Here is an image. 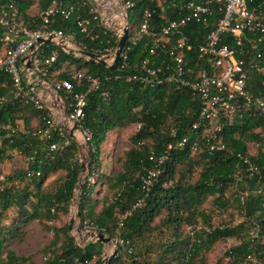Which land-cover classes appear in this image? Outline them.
Segmentation results:
<instances>
[{"label":"trees","instance_id":"1","mask_svg":"<svg viewBox=\"0 0 264 264\" xmlns=\"http://www.w3.org/2000/svg\"><path fill=\"white\" fill-rule=\"evenodd\" d=\"M259 1L247 0L249 5ZM65 2L74 5L83 17L93 8L85 0ZM122 2L133 4L131 9H127L129 33L132 34L139 28L145 10L152 11L155 27L152 30L159 31L164 23L163 10H179L182 0L176 1L175 8L167 5L156 7L150 0ZM17 3L24 22L37 25L36 16L47 6L48 0H19ZM175 17L176 14H169V19ZM53 27L64 33H74L87 51L117 46L118 41L112 32H107V37L101 35V26H93L91 29L93 35H98L95 40L81 33L73 18L64 20L58 17ZM191 28L187 33L194 45L201 43L202 37L212 30V26L200 24L192 25ZM107 39L110 45L106 44ZM52 50L58 51L56 65L69 62L90 74H114L100 64L81 61L53 46L47 47L48 53ZM129 55L132 62L148 56L143 43L132 46ZM262 81L264 75L252 76L250 86L253 93L264 94ZM74 86L76 91H83L82 85L74 83ZM105 88L108 90L107 98L101 96V89L86 97L84 107L83 122L92 133V146L95 148L89 154V177L98 170L101 147L108 133L140 124L138 131L130 137L132 148L118 159L122 171L113 178L99 176L107 180L109 187L115 191L114 200L102 201L99 210H96L99 202L92 198L90 183L85 182L78 204L82 224L86 222L99 233L109 238L118 237L123 242V248L117 246L116 256L110 264H124L125 257L131 264H197L196 259L202 251L206 253L216 242L227 238L240 240L239 245L230 247L224 253L227 264H252L249 261L251 257L257 258L259 264H264V175L261 179L254 178L241 183H235L232 179V173L241 166L236 154L241 153L255 163H264V118L245 116L242 120L227 124L224 127L226 151L210 156L204 148L202 137L196 141V134L188 136V129L197 121L200 111L198 99L189 91L166 86L149 88L124 80L112 81ZM10 91L9 76L0 73V96L7 99L0 106V121L10 122L13 127L22 123V129L27 133L18 131L11 138L0 140V162L9 157L6 154L8 151H14L27 158L28 163L27 168L13 171L0 190V220L9 210L17 213L12 226L0 232V264H25L29 259L16 257L10 251L5 252V244L10 239H16L21 228L29 223H51L68 214L80 165L76 160L77 147L74 142L70 141L61 153L50 152L31 136L32 132L42 127V117L48 112L38 111L31 104L14 101ZM59 96L67 103L66 93L59 92ZM183 137L188 138L186 146L169 152L157 184L143 202L134 207L142 197L140 178L146 170L152 168L150 155L161 156L169 143L175 144ZM201 163L203 170L199 179L190 182L195 166ZM57 170L64 172L62 180L53 192H44L43 183L47 175ZM228 186H235L243 197V200L237 202L243 222L236 227L229 224L219 227L208 225V230H196L193 236L184 235L183 225H193L197 217L204 220L205 224L210 223V217L200 211L208 197L212 196L213 203L221 208L228 205ZM126 213L128 215L121 219ZM51 230L53 239L46 248L48 255L43 264L100 263L102 243L90 242L80 247L67 226L53 227ZM251 230L255 232V237L250 236ZM157 234L160 237L156 243H152V237Z\"/></svg>","mask_w":264,"mask_h":264},{"label":"built area","instance_id":"2","mask_svg":"<svg viewBox=\"0 0 264 264\" xmlns=\"http://www.w3.org/2000/svg\"><path fill=\"white\" fill-rule=\"evenodd\" d=\"M17 1L0 0V73L10 78L11 99L31 104L38 111L47 110L48 113L42 117V127L31 136L50 152H63L71 141L58 119L63 116V111L67 129L72 130L76 126L77 131L72 133L80 135L89 152L95 151L92 133L83 122L86 97L103 89L100 94L107 98L106 85L118 80L149 88L166 86L189 91L198 99L200 111L197 121L188 129V136L196 134V141L202 137L210 156L226 151L224 127L227 124L245 116L264 118V94L253 93L250 86L252 76L264 75V0L252 5L247 0H182L179 10H163L164 23L159 31L152 30L155 28L153 13L145 10L139 28L128 34L118 67L111 72L113 75L90 74L69 62L56 65L58 51H47L48 46H53L67 56H70L69 51L75 50L103 57L113 55L116 49L113 46L87 51L74 33H64L53 27L58 17L64 20L73 18L80 32L88 35L90 40L98 38L91 32L93 26H101V35L107 37V32L111 31L98 10L93 7L83 17L74 5L65 0H48L47 6L36 16L35 25L24 22ZM150 1L156 7L167 5L175 8L177 0ZM123 6L127 13L133 4L126 2ZM170 13L176 17L169 19ZM195 24L212 26V30L202 37V42L196 45L187 33ZM49 38L57 45L37 44L39 40ZM139 43L145 45L148 56L132 62L130 51ZM106 44L110 45L108 39ZM27 57L29 68L26 66ZM107 63L111 65L112 61ZM74 83L82 85L83 91H76ZM261 84L264 85V81ZM59 92L66 93L67 103ZM6 102V97L0 96V106ZM139 128L140 124L135 125V131ZM18 131L27 133L13 127L10 122L0 121V140L9 139ZM187 141L188 138L183 137L175 144L169 143L161 156L150 155L152 168L140 178L142 197L134 207H138L157 184L169 152L184 148ZM236 157L241 166L232 176L235 183L262 178L264 163H255L241 153ZM126 215L128 213L121 219ZM83 228L98 232L86 222ZM114 239L116 246L123 248V242L118 237Z\"/></svg>","mask_w":264,"mask_h":264},{"label":"rangeland","instance_id":"3","mask_svg":"<svg viewBox=\"0 0 264 264\" xmlns=\"http://www.w3.org/2000/svg\"><path fill=\"white\" fill-rule=\"evenodd\" d=\"M108 11V27L113 33L115 38L119 39L122 35V31L127 23V13L123 8L122 0H114L110 3H106L103 7ZM96 9V8H95ZM111 10V11H110ZM116 50V49H115ZM75 66V65H74ZM59 122L68 128V122L61 116ZM169 124V123H168ZM135 125H130L122 130H115L107 135V139L101 147V152L99 156L98 170H95L93 174L89 177V167H90V155L87 146L80 147L77 150L76 160L80 165L78 182L76 188L73 192V197L70 202L69 212L65 216H60L58 220L51 223H38L34 221L21 228L20 234L17 235L16 239H10L4 246L5 252H13L16 257H23L29 259L25 264H43L47 258L48 253H46V248L49 246L51 240L53 239V233L51 228L67 226L71 222V230H68L70 235L75 239V243L84 247L90 242H94V238L91 236L93 230L84 229L83 224L80 221V214L78 210L79 200L82 195V187L85 182H89L93 191L92 198L99 202L96 210H99L100 203L102 201H112L115 198V191L112 190L107 180L100 179L99 176H104L107 178H113L117 173L122 171L121 164L118 159L123 156V153L132 148L130 143V137L135 134ZM23 124L18 125V129L21 130ZM77 140L82 143L80 136H76ZM70 139V138H69ZM71 140V139H70ZM72 141V140H71ZM7 158H3L0 162V190L6 183V179L15 170L27 168V158L20 155L18 152L8 151ZM83 166V170L81 169ZM201 165L195 166L192 174L190 175V182H196L201 174ZM239 171L237 169L232 173V176ZM64 172L62 170H57L50 172L47 175L46 180L43 183L44 192H53L62 180ZM16 184V182H14ZM241 194V193H240ZM237 192L235 186H228L226 190V196L229 200L228 205L225 208H221L217 204L213 203L212 196L207 198L204 202L200 211L204 212V215L210 217V223L205 224L204 220L201 218L196 219L193 225H183L182 231L184 235L193 236L194 231L200 229H209L208 225L211 227H219L224 225H230L236 227L243 222L242 213H240V208L238 206V201L241 196ZM34 202V199H32ZM17 217L15 210H9L3 214L0 220V232H5L6 228H10ZM158 220V219H157ZM155 221L157 223L158 221ZM165 232V230H163ZM250 236H256L254 231H250ZM160 237L159 234L152 237V243H156L157 239ZM264 241V238H263ZM240 244L238 238H227L216 242L211 250L201 252L196 259L197 264H227V258L224 256L226 250L230 247L237 246ZM116 239L111 238V241L107 244H103L102 255L100 257V263L105 264L106 261L116 256L117 253ZM114 251L116 253L114 254ZM114 254V256H113ZM5 257V253L2 256ZM124 264H131L130 260L125 257ZM110 261V262H111ZM252 264H259V260L255 257L249 259ZM93 263V262H92ZM177 264V263H173Z\"/></svg>","mask_w":264,"mask_h":264},{"label":"water","instance_id":"4","mask_svg":"<svg viewBox=\"0 0 264 264\" xmlns=\"http://www.w3.org/2000/svg\"><path fill=\"white\" fill-rule=\"evenodd\" d=\"M87 1L92 5V7L96 8V10H98V12L100 13V15H101V17L103 19V22L107 25L108 24V11L109 10H106L103 7L105 6V4L107 2L110 3V2H112L114 0H87ZM123 8H124V6H123ZM124 10H125V8H124ZM128 34H129V30H128V20H127V23H126V25H125V27H124V29L122 31V35L118 39L116 50L113 53V55H111L109 57L98 56V55H95V54H92V53H89V52L79 51V50L69 51L68 54L70 56L74 57V58H77V59L81 60V61H88V62H91V63L100 64V65L106 67L110 72H114L117 69V67H118V63L120 61V55H121V53H122V51H123V49L125 47V44H126V41H127V38H128ZM40 43L57 45L50 38L46 39V40H39L37 42V44H40ZM59 46L64 49L63 45L60 44ZM26 60H27L26 66H27V68H29L30 64H29L28 57H27ZM108 60L112 61L111 65H108V63H107ZM65 115L66 114L63 111L64 118H65ZM61 126L63 127V129H65V131L67 132L68 137L72 140V142L75 143L78 151H79L80 147L87 146L86 143L83 140H82L83 144H81L77 140L76 136L78 134L72 133L75 130L77 131V127L76 126H73L72 130H68L62 124H61ZM78 136H80V135H78ZM89 154H90V152H89ZM81 169L83 170V166H81ZM71 229H72V227H71V222H70L69 225H68V230H71ZM91 236L95 239L94 242H100L102 244H107V243H109L111 241V238H109L108 236H106V235H104L102 233H99V232H94L93 231V234ZM115 253H116V251H114V254ZM114 254H113V256H114ZM110 261H111V258H109L106 261L105 264H110ZM99 264H103V263H99Z\"/></svg>","mask_w":264,"mask_h":264}]
</instances>
